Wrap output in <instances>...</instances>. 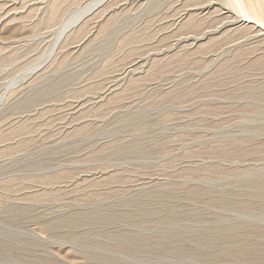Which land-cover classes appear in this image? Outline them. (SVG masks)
Here are the masks:
<instances>
[{
    "label": "rangeland",
    "instance_id": "rangeland-1",
    "mask_svg": "<svg viewBox=\"0 0 264 264\" xmlns=\"http://www.w3.org/2000/svg\"><path fill=\"white\" fill-rule=\"evenodd\" d=\"M260 1L0 0V264H264Z\"/></svg>",
    "mask_w": 264,
    "mask_h": 264
},
{
    "label": "bare ground",
    "instance_id": "bare-ground-1",
    "mask_svg": "<svg viewBox=\"0 0 264 264\" xmlns=\"http://www.w3.org/2000/svg\"><path fill=\"white\" fill-rule=\"evenodd\" d=\"M236 1H237V0H236ZM239 1H240V0H239ZM259 1H260V0H259ZM233 2H235V1H233ZM260 2H261V1H260ZM235 3H236V2H235ZM235 3H233V4L235 5ZM251 3H252V2H251ZM233 4H232V5H233ZM237 4H238V2H237ZM237 4H236V6H237ZM239 4H240V2H239ZM239 4H238V5H239ZM241 4H242V3H241ZM242 5H243V4H242ZM242 5L239 7V8L242 9L241 11L246 10V9H245V6L243 7ZM236 8H237V7H236ZM239 8H238V9H239ZM260 9H261V8H260ZM263 9H264V8H263ZM255 10H256V9H255ZM241 11H240V12H241ZM247 11H248V10L245 11V14L247 13ZM249 12H250V15H251L252 17L255 16L253 12H251V11H249ZM249 12H248V16H249ZM261 12H262V11H261ZM242 13H244V12H242ZM256 13H257V11H256ZM258 15H259V14H258ZM243 16H244V15H243ZM248 16H246V17H248ZM256 17H257V16H256ZM253 18H254V17H253ZM248 19H249V17H248ZM249 20H250V19H249ZM260 22H261V21H260ZM261 24H262V23H261ZM261 24H260V26H261ZM256 30H257V28H256Z\"/></svg>",
    "mask_w": 264,
    "mask_h": 264
}]
</instances>
